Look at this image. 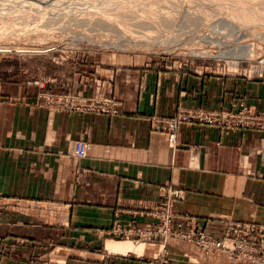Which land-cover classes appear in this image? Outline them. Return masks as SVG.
<instances>
[{
    "label": "crops",
    "instance_id": "crops-1",
    "mask_svg": "<svg viewBox=\"0 0 264 264\" xmlns=\"http://www.w3.org/2000/svg\"><path fill=\"white\" fill-rule=\"evenodd\" d=\"M1 60L0 264H250L176 240L111 235L115 225H154L174 190L185 222L264 247V130L184 123L171 146L151 122L241 105L264 115V76L113 68L101 78L121 113L79 114L47 107L42 77L32 86L20 70L2 77ZM77 142L87 145L84 158L73 154Z\"/></svg>",
    "mask_w": 264,
    "mask_h": 264
},
{
    "label": "rangeland",
    "instance_id": "rangeland-1",
    "mask_svg": "<svg viewBox=\"0 0 264 264\" xmlns=\"http://www.w3.org/2000/svg\"><path fill=\"white\" fill-rule=\"evenodd\" d=\"M228 26H237V37L242 39L228 43L227 35L216 37V29L223 31ZM244 44L252 45V56L227 55ZM196 49L212 55L221 51L227 58L191 56ZM0 59L5 69L2 77L12 68L21 71L20 82L31 86L39 77L46 80L48 91L43 98L47 107L60 105L65 111L105 115L82 110L105 100L122 104L107 95V81L101 78L113 68L185 70L252 79L264 76V0H0ZM156 224L157 220L152 226ZM175 224L185 230L197 228L190 221ZM116 227L121 226L111 229L112 236H116ZM168 240L190 245L204 257L215 256L202 254L193 243L178 237ZM162 247L161 243L159 252ZM260 258L264 261V255Z\"/></svg>",
    "mask_w": 264,
    "mask_h": 264
},
{
    "label": "built area",
    "instance_id": "built-area-1",
    "mask_svg": "<svg viewBox=\"0 0 264 264\" xmlns=\"http://www.w3.org/2000/svg\"><path fill=\"white\" fill-rule=\"evenodd\" d=\"M94 105H97L99 108L95 109ZM56 106L57 107L53 109H65L60 105ZM91 106L92 107H89L87 111H82L96 112L105 115H117L120 113L121 104L111 103L105 100L101 103H91ZM71 107V110L73 111L82 112L78 107ZM152 123L155 130L160 131L167 136V142L172 146L175 143L176 133L181 124L198 123L264 130V115H251L248 112V108L241 105L236 113L230 114L225 112L183 110L172 118L153 119ZM86 153L87 145L84 142H77L74 145L73 154L76 158H84ZM180 200H182V196L179 190H174L170 193L165 192V195L155 212V219L157 220L155 226L143 228L128 227L125 229H122V227H116L113 232L116 237L137 236L136 239L139 240L158 239L162 242L178 237L183 241L193 243L204 255H216L221 252H228L229 254L235 255L238 260L248 261L251 264H264V261H262L263 258L259 259L260 255H264V248H259L257 250L250 240L239 239L237 236L233 238L226 236L225 240H215L206 236L196 227H190V229L185 230L180 224H175L177 222L185 221L184 219L177 217L173 209L174 204ZM189 221L191 224H195L191 220Z\"/></svg>",
    "mask_w": 264,
    "mask_h": 264
},
{
    "label": "bare ground",
    "instance_id": "bare-ground-1",
    "mask_svg": "<svg viewBox=\"0 0 264 264\" xmlns=\"http://www.w3.org/2000/svg\"><path fill=\"white\" fill-rule=\"evenodd\" d=\"M236 29H237V26H236ZM236 29H235L234 26L225 27V28H223V31L222 30L219 31V30L216 29L215 33L218 34V36H216V37L221 36L222 33H223V34L227 35V37L225 39L231 38L230 42H228V43H234L235 41L242 39V37H240V38L237 37V30ZM219 33H221V34H219ZM224 41L227 42V40H224ZM216 45H218V43ZM239 47H240V50L238 52H235L236 50L234 48L233 51H231V53L227 54V55H230V58H233V57H236V56H241V57L245 56L246 57V56H250L252 54L253 50H252V45L251 44H244V45H241ZM191 56H198V57H201V56L202 57L213 56V57H217V58H227L226 55H223L221 51L219 52V54H216V55L213 54L212 55L209 51L203 50V49L202 50L201 49L200 50H197V49L196 50H192L191 51Z\"/></svg>",
    "mask_w": 264,
    "mask_h": 264
}]
</instances>
